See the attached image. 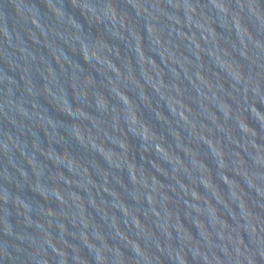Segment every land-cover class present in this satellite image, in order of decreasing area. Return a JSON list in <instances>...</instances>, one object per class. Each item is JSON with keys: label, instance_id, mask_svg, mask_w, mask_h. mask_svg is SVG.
Returning <instances> with one entry per match:
<instances>
[{"label": "water", "instance_id": "95a60500", "mask_svg": "<svg viewBox=\"0 0 264 264\" xmlns=\"http://www.w3.org/2000/svg\"><path fill=\"white\" fill-rule=\"evenodd\" d=\"M0 264H264V0H0Z\"/></svg>", "mask_w": 264, "mask_h": 264}]
</instances>
